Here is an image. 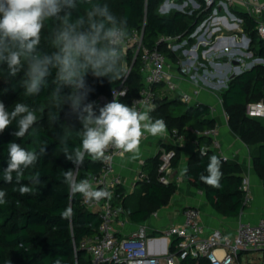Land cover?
Returning a JSON list of instances; mask_svg holds the SVG:
<instances>
[{
  "label": "trees",
  "instance_id": "1",
  "mask_svg": "<svg viewBox=\"0 0 264 264\" xmlns=\"http://www.w3.org/2000/svg\"><path fill=\"white\" fill-rule=\"evenodd\" d=\"M199 7L190 15L183 12L173 11L169 15L158 12L164 0H98L101 4H108L110 10L120 19L127 21L128 35L134 29L142 28V44L149 49H157L167 59L176 61L174 54L170 52L158 40L162 36H178L183 40L195 30L205 19L211 9H204L201 0H197ZM79 10L73 12V18L83 15L87 5H80ZM246 31L252 44H256L254 51L264 59V41L260 39L256 31V21L243 15ZM58 23V22H57ZM51 28L46 23L45 30L41 35V42L37 46L38 52L51 54L55 49L51 46ZM257 39H259L257 41ZM126 62L130 68L126 78L128 86L127 98L137 95L140 90V54L134 59L131 52L126 54ZM124 59V58H123ZM24 71L15 77L8 74L7 64L0 63V101L5 104L6 110L11 111V105L16 102L26 103L29 107L36 109L37 122L29 129V135L17 138L12 133L17 129L13 124L0 133V190L7 193L6 204L0 205V264H90L85 253L78 249L80 241L95 232L98 220L94 214L88 212L80 205V193L70 197L69 185L64 182L62 173L73 170L77 182L100 172L101 161L93 162L91 157L86 156L81 165L74 164L66 158V153L61 145L63 136H70L67 141L69 153L72 149L79 147L80 139L75 134L82 129L78 114L70 106V102L64 97L72 94L70 86H61V97L54 98L52 92L57 87L55 80L56 70L47 78V86L42 87L41 92L35 96H25L26 89L21 85ZM87 102H94V111L98 114L101 107L98 102L100 95L108 97L111 90L121 80L111 81L107 77L97 78L88 74L86 76ZM154 102V111L151 117L168 121L172 118L169 105L166 103L165 93L158 92ZM264 98V66H255L232 79L227 89L222 94V105L227 114L229 128L246 144L256 145L252 156L253 163L259 175L264 181V125L255 121L245 114L247 104ZM178 104L179 100H175ZM128 104L127 100H120ZM179 111V110H178ZM178 113V124L176 130L184 135L195 134L196 130L214 127L213 119L207 117L209 108L199 104L186 107ZM52 116L54 118H52ZM188 123L191 128H185ZM35 134L33 136L32 134ZM35 138V143L33 139ZM198 142L204 140L197 138ZM10 142L21 144L22 147L36 151L38 160L36 164L25 169L23 184H28L34 189L35 194L20 195L17 191L18 185L13 182L5 183L2 178V170L7 167L8 145ZM208 146V145H207ZM44 148V153L40 149ZM200 149L195 152L187 167L185 176L195 186L203 187L208 201L212 207L222 215H237L246 206L242 204V191L240 190L242 177L237 164L231 161H223L214 150L207 148L202 155ZM171 167L178 163L179 153L173 152ZM216 156L220 160V171L222 173L219 181L220 187H211L200 179V175H208L207 167L210 157ZM159 156L146 161L141 168L140 174L148 177L143 183L142 195L129 205L128 198L123 200V207L129 219L133 222H143L157 208L163 206L175 191L176 186L172 183L162 184L157 178V167ZM35 173L40 174V183L33 184L28 177ZM15 176V173L13 174ZM71 206L73 215L63 218V211ZM130 207V208H128ZM90 225V226H89ZM76 247V256L74 255ZM180 264H207L206 262H195L186 259Z\"/></svg>",
  "mask_w": 264,
  "mask_h": 264
},
{
  "label": "clouds",
  "instance_id": "2",
  "mask_svg": "<svg viewBox=\"0 0 264 264\" xmlns=\"http://www.w3.org/2000/svg\"><path fill=\"white\" fill-rule=\"evenodd\" d=\"M80 5H87L83 15L73 18V12L79 10L77 0H0V63H6L8 74L15 77L24 71L21 85L26 89L25 96H35L47 86V78L55 69L57 87L51 93L54 98L61 97V86H70L71 95L64 97L70 102L82 124V129L75 134L80 139L79 147L69 153L67 141L70 136H63L61 145L66 158L76 165H81L86 156L93 162L108 159L106 152L110 147L132 154L136 159L140 155V145L145 135L164 136L167 124L163 119H155L150 113L153 106L143 101H136L131 106L120 102L116 96L125 93L113 92L114 99L94 111V102H87L86 76L107 77L115 82L124 76L121 45L128 38L127 21L118 18L108 4L98 0H79ZM58 22V23H57ZM46 23L51 28V54L38 52L42 32ZM137 104L140 107H137ZM52 118H54L52 116ZM17 129L12 133L17 138L29 135V129L37 122L36 109L26 103L16 102L11 111L6 110L0 101V133L8 129L13 122ZM35 136V134H32ZM35 138L33 143H35ZM46 149L41 148L44 153ZM7 167L2 170L5 183L15 182L20 195L35 194L28 184H23L25 169L36 164L38 156L35 150L24 148L21 144L10 142L7 149ZM202 155L207 153L202 152ZM187 173V168L183 169ZM208 175L200 179L211 187H220L222 173L220 160L210 157ZM15 173V176L13 175ZM64 182L69 185L70 199L80 193L87 200H100L110 194L105 190H95L87 179L79 182L73 170L62 173ZM33 184L40 183V174L28 177ZM7 193L0 190V205L6 204ZM73 215L71 206L63 213V218ZM59 264V260L55 261Z\"/></svg>",
  "mask_w": 264,
  "mask_h": 264
},
{
  "label": "built area",
  "instance_id": "3",
  "mask_svg": "<svg viewBox=\"0 0 264 264\" xmlns=\"http://www.w3.org/2000/svg\"><path fill=\"white\" fill-rule=\"evenodd\" d=\"M176 1L164 0L160 7L165 4L176 6ZM192 0H185L191 2ZM204 9H211L212 15L215 13V4L218 6L231 3L233 0H201ZM178 7V5H177ZM247 13L252 17L257 25L256 31L260 39L264 41V0L248 8ZM213 19L208 16L202 23L195 28L189 35V38L195 39L197 45L207 43L212 36ZM142 28L134 29L128 35V38L121 45L122 55L126 56L131 52L133 57L140 54V73L141 88L137 95L127 98L128 86L126 78L130 68L124 69L125 76L120 83L114 87L108 97L100 95L98 97L99 105L111 102L114 99L113 92L123 91L125 95H117L120 100H127L131 106L136 101H143L154 108L157 87L164 84L166 90L172 92L176 85L171 81L169 68L171 67L168 59L157 49H149L142 44ZM201 37L200 40H198ZM178 36H162L158 43H162L172 52L181 50L187 45V41L178 43ZM196 45V46H197ZM195 48L189 47L181 50L183 54L193 52ZM180 74L190 76V68L180 67ZM192 78V76H190ZM199 94V89L193 88L190 93L180 94V100L189 104L194 97ZM139 108L140 105L137 104ZM245 114L249 118L258 119L264 124V98L247 104ZM196 135L210 138L211 147L219 148L217 139L218 130L216 127L196 130ZM174 143L181 144L184 137L177 130L171 132ZM207 148L201 147L200 152ZM127 153L110 147L106 156L108 159L101 161L100 172L86 179L92 184L95 190H105L110 196L100 200H87L80 194V205L95 215L98 220L95 232L84 237L78 249L82 250L89 258L90 264H180L186 259L195 262H206L207 264H241L240 256L251 251H262L264 253V218L256 223L240 221L236 225L232 237L224 235L219 231H214L208 235L202 232L200 211L193 206H185L181 210L182 220L179 224H173L164 227L157 233L153 230L148 221L134 224L129 219L126 210L123 207L124 195L122 186L123 181L118 174L115 161ZM173 151H160L159 165L157 167V178L162 184H167L166 173L171 168ZM226 161V157H221ZM137 180L144 183L148 177L138 174ZM240 190L242 191V204L247 206L251 200L250 184L247 178H242ZM157 212H153L151 217H156ZM90 226V225H89ZM76 256V247L74 251Z\"/></svg>",
  "mask_w": 264,
  "mask_h": 264
},
{
  "label": "crops",
  "instance_id": "4",
  "mask_svg": "<svg viewBox=\"0 0 264 264\" xmlns=\"http://www.w3.org/2000/svg\"><path fill=\"white\" fill-rule=\"evenodd\" d=\"M261 1L233 0L231 3L222 6L215 4V13L212 15L210 12L208 15L215 17V19H213L211 38L209 40L204 38L207 43L197 45L198 41L189 37L177 41L178 43L187 41V45L182 48L183 50L192 46L195 50L188 54H183L182 49L176 52L170 51L174 54L176 61L168 59L171 64L168 72L171 81L176 85V89L169 92L164 84L158 88L161 96L164 93L170 95L166 103L169 105L172 118L165 121L167 124L166 134L157 137L146 134L142 138L138 158L133 159L132 154L127 153L115 161L116 170L123 181L124 195L126 198L129 197L128 203L131 205L135 200L134 195H142L143 183L137 180L142 165L157 155L159 156L160 151H177L179 153L178 163L166 173L167 182L176 186L175 191L163 206L153 211L157 212L156 217H151L152 212L146 219L150 227L156 231L155 233L166 226L179 224L182 220L181 210L185 206H193L200 211L204 235L219 231L232 237L238 222L256 223L259 219L264 218V181L252 159L256 145L246 144L229 128L227 114L222 105V94L233 78L255 66H264V59L259 57L253 49L257 45L252 44L243 17V15H248V8ZM175 4L179 8L164 11L162 15H169L173 11L183 12L182 6L186 8L189 6L192 9L190 11L197 10L199 7L197 0H192L190 3L181 0V2L176 1ZM260 19L264 21V17L261 16ZM200 39L201 37L198 40ZM181 66L190 68L192 78L180 74ZM193 88L199 89V94L194 97L191 103L187 104V108L199 104L208 106L209 114L207 117L213 119L214 127L218 130L219 148L217 149L211 147L209 137L194 133L192 135L182 134L184 141L180 145L172 140L171 132L178 127L179 111L176 107L178 103L175 100L185 104L179 96L183 92L190 93ZM253 120L263 124L258 119ZM185 128L190 129L191 126L186 123ZM198 137H203L204 140L198 142ZM201 147L210 148L218 157H226L228 161L237 164L241 177L248 179L252 200L237 215L226 216L215 210L208 201L203 187L195 186L185 176L186 173L183 169L189 166L192 155ZM137 184L142 186L141 191L136 194L134 186ZM131 222L133 223L131 229H134V224L138 223Z\"/></svg>",
  "mask_w": 264,
  "mask_h": 264
},
{
  "label": "rangeland",
  "instance_id": "5",
  "mask_svg": "<svg viewBox=\"0 0 264 264\" xmlns=\"http://www.w3.org/2000/svg\"><path fill=\"white\" fill-rule=\"evenodd\" d=\"M181 2V0L179 1ZM175 8H179L177 6H168L163 4L161 7H159L158 12L160 14L164 13V11H172L171 9H175ZM181 9H183V12L186 13L187 15H190L193 11H190L192 9H190V7L188 6V8H186L185 6H182ZM259 39H257L258 41ZM123 59V69L128 68L127 65V60H126V56L122 55ZM167 97H170V95H168ZM13 105H11L12 107ZM177 109L179 111H184L187 107V104H178L176 105ZM141 184H137L134 186V191L135 193H139L141 191ZM140 195H134L133 198L136 199L137 197H139ZM130 208V207H128ZM240 263L241 264H264V253L262 251H251L246 253V255L242 254L240 256Z\"/></svg>",
  "mask_w": 264,
  "mask_h": 264
},
{
  "label": "water",
  "instance_id": "6",
  "mask_svg": "<svg viewBox=\"0 0 264 264\" xmlns=\"http://www.w3.org/2000/svg\"><path fill=\"white\" fill-rule=\"evenodd\" d=\"M178 12H181V11H178ZM137 54L134 56V59L136 58Z\"/></svg>",
  "mask_w": 264,
  "mask_h": 264
}]
</instances>
